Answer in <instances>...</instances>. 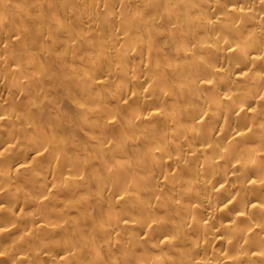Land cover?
Listing matches in <instances>:
<instances>
[{
    "label": "clouds",
    "instance_id": "1",
    "mask_svg": "<svg viewBox=\"0 0 264 264\" xmlns=\"http://www.w3.org/2000/svg\"><path fill=\"white\" fill-rule=\"evenodd\" d=\"M0 264H264V0H0Z\"/></svg>",
    "mask_w": 264,
    "mask_h": 264
}]
</instances>
